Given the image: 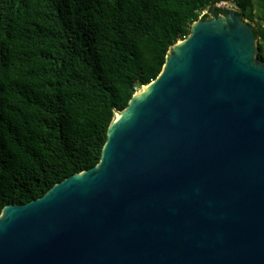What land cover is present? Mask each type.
I'll list each match as a JSON object with an SVG mask.
<instances>
[{"label":"water","instance_id":"water-1","mask_svg":"<svg viewBox=\"0 0 264 264\" xmlns=\"http://www.w3.org/2000/svg\"><path fill=\"white\" fill-rule=\"evenodd\" d=\"M212 12L96 166L3 209L0 264H264V62L252 24Z\"/></svg>","mask_w":264,"mask_h":264},{"label":"trees","instance_id":"trees-1","mask_svg":"<svg viewBox=\"0 0 264 264\" xmlns=\"http://www.w3.org/2000/svg\"><path fill=\"white\" fill-rule=\"evenodd\" d=\"M222 1L264 62V0H0V214L96 166L115 110Z\"/></svg>","mask_w":264,"mask_h":264},{"label":"built area","instance_id":"built-area-1","mask_svg":"<svg viewBox=\"0 0 264 264\" xmlns=\"http://www.w3.org/2000/svg\"><path fill=\"white\" fill-rule=\"evenodd\" d=\"M217 7L227 9V10H237V6L233 3V1H222L216 4ZM208 13V10H204L201 14V17ZM186 38V37H185ZM139 90V88L137 89Z\"/></svg>","mask_w":264,"mask_h":264},{"label":"bare ground","instance_id":"bare-ground-1","mask_svg":"<svg viewBox=\"0 0 264 264\" xmlns=\"http://www.w3.org/2000/svg\"><path fill=\"white\" fill-rule=\"evenodd\" d=\"M149 88H150V86L148 85V86H145L144 88L138 90L137 97L140 98ZM122 114L123 113H117L116 120H118Z\"/></svg>","mask_w":264,"mask_h":264},{"label":"rangeland","instance_id":"rangeland-1","mask_svg":"<svg viewBox=\"0 0 264 264\" xmlns=\"http://www.w3.org/2000/svg\"><path fill=\"white\" fill-rule=\"evenodd\" d=\"M208 13L210 14L211 17H213V12L212 11H208ZM248 21V20H247ZM249 22V21H248Z\"/></svg>","mask_w":264,"mask_h":264}]
</instances>
